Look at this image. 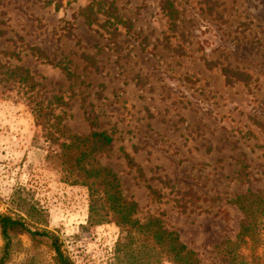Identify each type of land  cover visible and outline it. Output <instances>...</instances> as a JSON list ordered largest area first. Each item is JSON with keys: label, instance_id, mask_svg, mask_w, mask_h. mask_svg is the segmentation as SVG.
I'll return each mask as SVG.
<instances>
[{"label": "rangeland", "instance_id": "obj_1", "mask_svg": "<svg viewBox=\"0 0 264 264\" xmlns=\"http://www.w3.org/2000/svg\"><path fill=\"white\" fill-rule=\"evenodd\" d=\"M225 68L249 78L229 83ZM34 102L53 132L55 117L77 135L96 118L113 143L95 161L118 176L135 218H159L200 264H223L216 247L244 217L231 201L264 195V0H0V213L36 208L31 229L56 237L71 264H138L116 252L113 223L88 225L87 190L48 162L59 146ZM3 246L0 236V256ZM241 253L264 264V245ZM53 257L23 234L6 264Z\"/></svg>", "mask_w": 264, "mask_h": 264}, {"label": "trees", "instance_id": "obj_2", "mask_svg": "<svg viewBox=\"0 0 264 264\" xmlns=\"http://www.w3.org/2000/svg\"><path fill=\"white\" fill-rule=\"evenodd\" d=\"M163 10L167 11L171 21V27L176 25L174 5L167 1ZM226 81L231 83L245 82L249 77L242 73L222 69ZM23 73L28 74L23 70ZM25 82L31 83L34 89V80L26 75ZM33 99V97H30ZM35 100V98H34ZM32 113L36 116L37 125L41 126L50 143H56L59 150L49 153L47 160L65 175L70 185L85 187L88 193V220L90 226H100L113 223L119 229L116 252L122 251L136 257L134 263L158 264L166 260L172 264H200L196 253L187 248L179 240L177 233L163 228L159 218L150 217L141 223L136 217L137 204L123 196L120 179L108 167L100 165L95 157L110 150L113 137L107 131L97 130L96 118L89 116L90 131L87 134L77 135L71 133L59 120L54 126L49 124L44 114L43 102H34ZM264 132V125H261ZM240 171L237 172L239 174ZM243 214L239 223V230L234 240H226L217 245L216 250L222 256L223 264H250L241 250L252 241L254 246L264 245V195L247 191L236 196L232 201ZM17 210V209H16ZM24 210L20 207L18 211ZM25 218L18 216L13 218L0 213V236L4 242L0 256V264H6L9 259L12 238L26 234L34 243L49 244L54 253V264H71L61 252L57 238L45 231L32 230L31 225L36 226L40 216L39 211L30 207ZM259 215V217H257Z\"/></svg>", "mask_w": 264, "mask_h": 264}]
</instances>
